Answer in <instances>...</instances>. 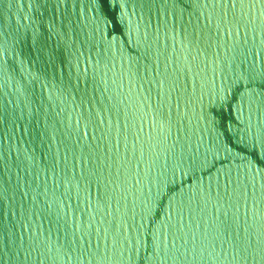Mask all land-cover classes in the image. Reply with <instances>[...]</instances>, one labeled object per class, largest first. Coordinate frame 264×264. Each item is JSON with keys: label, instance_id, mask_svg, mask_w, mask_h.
Masks as SVG:
<instances>
[{"label": "water", "instance_id": "1", "mask_svg": "<svg viewBox=\"0 0 264 264\" xmlns=\"http://www.w3.org/2000/svg\"><path fill=\"white\" fill-rule=\"evenodd\" d=\"M0 264H264V0H0Z\"/></svg>", "mask_w": 264, "mask_h": 264}]
</instances>
